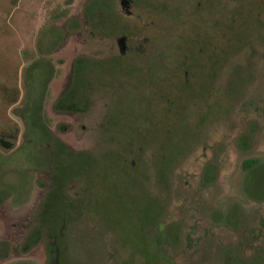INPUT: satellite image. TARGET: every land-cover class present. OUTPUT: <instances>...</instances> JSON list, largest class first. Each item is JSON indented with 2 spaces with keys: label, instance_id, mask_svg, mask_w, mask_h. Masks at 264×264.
Instances as JSON below:
<instances>
[{
  "label": "rangeland",
  "instance_id": "rangeland-1",
  "mask_svg": "<svg viewBox=\"0 0 264 264\" xmlns=\"http://www.w3.org/2000/svg\"><path fill=\"white\" fill-rule=\"evenodd\" d=\"M59 226L62 264H264V0H0V264Z\"/></svg>",
  "mask_w": 264,
  "mask_h": 264
},
{
  "label": "flooded vegetation",
  "instance_id": "flooded-vegetation-1",
  "mask_svg": "<svg viewBox=\"0 0 264 264\" xmlns=\"http://www.w3.org/2000/svg\"><path fill=\"white\" fill-rule=\"evenodd\" d=\"M147 41H148V38H144V42H147ZM77 61L78 63H81V67H83L82 69H85L80 73V76H78L79 72H77L75 69ZM93 61L94 60H91L86 57L76 58L74 62L75 65H74V69L72 72L70 85L67 86L66 90H64L60 94V96H58L57 100L54 103V110L56 112L73 114V113H83V112H88V111L90 112L92 110L93 104H94V94L96 91V87L94 86L95 82L93 81V76L89 74L88 71L86 75L85 71L87 67L91 65L93 67L95 65L92 63ZM108 62L107 60H103L102 65H105ZM78 82H80L81 86H76ZM110 107L111 106L109 107L107 106L108 111L110 110ZM63 203H65V205L63 206L69 205L71 209L74 206L73 205L74 202L70 204L63 198H60V200H57V204L61 205ZM57 219H61V215ZM62 228H63L62 226H59L57 227V229L54 230L55 236L52 237V241H51V244H52L51 246H53V249L51 250V254L54 257L52 258L50 264H62L61 263L62 247L57 239V237L61 236L60 233H61ZM37 239L38 237H36L33 242L37 241ZM29 245H30V242H27L24 248L29 247Z\"/></svg>",
  "mask_w": 264,
  "mask_h": 264
},
{
  "label": "trees",
  "instance_id": "trees-1",
  "mask_svg": "<svg viewBox=\"0 0 264 264\" xmlns=\"http://www.w3.org/2000/svg\"><path fill=\"white\" fill-rule=\"evenodd\" d=\"M94 2V1H93ZM96 3L94 2V6H93V8H95L96 10V12L98 11H100V9H97V5H95ZM99 6V5H98ZM92 11H94V10H92ZM91 11V12H92ZM102 14L104 13V12H102V11H100ZM97 15H98V13H97ZM83 67H81V63H78V61L76 62V71L77 72H79V74H78V76H80V73L83 71V70H85V69H82ZM79 80V79H78ZM76 86H81V84H80V82H78L77 83V85ZM258 162H259V160L257 159V158H251V159H249V160H247L246 162H245V168H247V169H250V168H254L257 164H258ZM49 207H51V209H52V207L53 208H55L54 207V205L53 204H49L48 205ZM53 210V209H52ZM53 212H54V210H53Z\"/></svg>",
  "mask_w": 264,
  "mask_h": 264
}]
</instances>
